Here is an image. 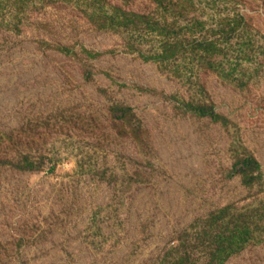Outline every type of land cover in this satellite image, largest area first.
<instances>
[{
  "label": "rangeland",
  "instance_id": "obj_1",
  "mask_svg": "<svg viewBox=\"0 0 264 264\" xmlns=\"http://www.w3.org/2000/svg\"><path fill=\"white\" fill-rule=\"evenodd\" d=\"M0 264H264V0H0Z\"/></svg>",
  "mask_w": 264,
  "mask_h": 264
},
{
  "label": "trees",
  "instance_id": "obj_2",
  "mask_svg": "<svg viewBox=\"0 0 264 264\" xmlns=\"http://www.w3.org/2000/svg\"><path fill=\"white\" fill-rule=\"evenodd\" d=\"M216 43H217L216 41H212V42H211L212 45H216ZM200 111H201L202 113H206V114L208 113V112H206L204 109H201ZM212 114H213V113H212ZM255 162H256V161H255ZM256 163H257V162H256ZM257 165H259V164L257 163Z\"/></svg>",
  "mask_w": 264,
  "mask_h": 264
}]
</instances>
